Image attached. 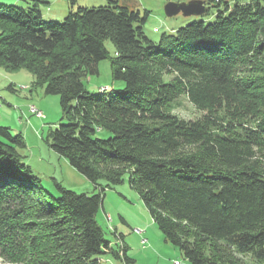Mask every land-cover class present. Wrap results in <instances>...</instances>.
Instances as JSON below:
<instances>
[{"label": "trees", "instance_id": "obj_1", "mask_svg": "<svg viewBox=\"0 0 264 264\" xmlns=\"http://www.w3.org/2000/svg\"><path fill=\"white\" fill-rule=\"evenodd\" d=\"M0 5V67L25 68L34 86L58 95L70 123L52 147L95 192L55 183L44 190L0 127V257L12 264H131L97 221L106 188L128 182L166 242L191 264H264V0H204L207 12L150 40L143 15L110 0L43 20L50 0ZM71 6L76 0H68ZM110 41L114 56L106 47ZM109 59L125 86L110 96L84 79ZM186 96L206 114L186 121L172 104ZM106 130L105 139L97 134Z\"/></svg>", "mask_w": 264, "mask_h": 264}, {"label": "rangeland", "instance_id": "obj_2", "mask_svg": "<svg viewBox=\"0 0 264 264\" xmlns=\"http://www.w3.org/2000/svg\"><path fill=\"white\" fill-rule=\"evenodd\" d=\"M133 10L148 11V18L143 25L146 36L158 43L162 34L175 33L187 24L200 20L202 16L185 17L182 13L168 17L165 6L168 2H188L190 0H115ZM110 0H76L71 6L68 0H50L49 5H42L41 11L46 22L62 23L71 7L106 6ZM26 6L24 0H0V5ZM157 29V31H155ZM106 47L114 56L115 48L110 41ZM99 73L84 79L86 89L92 93L110 96L124 88L123 81L112 77L111 62L105 59L98 64ZM32 107L40 110L43 117H38ZM173 113L182 120L196 121L203 118L205 112L197 109L186 97L181 96L172 104ZM64 114L58 95L45 94V87L34 86V76L25 68L8 69L0 67V127H7L13 135L21 134L26 147L21 149L23 162L29 166L31 174L41 180L44 190L58 197L56 182L64 188L78 194H93L94 184L52 147L51 133L60 125L69 124ZM109 138L112 134L103 130L97 134ZM105 186L103 205L97 214V221L106 232V237L114 243L119 239L112 234L123 237L127 256L131 264H191L181 250L166 242L159 226L151 216L149 209L140 198L138 191L128 182V175L123 183L112 185L101 180ZM140 231V233L138 232ZM143 239L147 242L143 243ZM120 241V240H119ZM121 243V241H120ZM102 264H124L111 255L101 257ZM246 264H255L251 258H244ZM0 264H12L0 257Z\"/></svg>", "mask_w": 264, "mask_h": 264}, {"label": "water", "instance_id": "obj_3", "mask_svg": "<svg viewBox=\"0 0 264 264\" xmlns=\"http://www.w3.org/2000/svg\"><path fill=\"white\" fill-rule=\"evenodd\" d=\"M207 12L204 0H190L188 2H168L165 6V13L168 17L183 14L185 17L202 16Z\"/></svg>", "mask_w": 264, "mask_h": 264}, {"label": "built area", "instance_id": "obj_4", "mask_svg": "<svg viewBox=\"0 0 264 264\" xmlns=\"http://www.w3.org/2000/svg\"><path fill=\"white\" fill-rule=\"evenodd\" d=\"M155 31H156V30H155ZM33 112L36 113V115H37L38 117H41V116L43 117V113H42L40 110H37V109H36V110H34ZM138 232L140 233V231H138ZM145 242H147L146 239H143V243H145Z\"/></svg>", "mask_w": 264, "mask_h": 264}, {"label": "bare ground", "instance_id": "obj_5", "mask_svg": "<svg viewBox=\"0 0 264 264\" xmlns=\"http://www.w3.org/2000/svg\"><path fill=\"white\" fill-rule=\"evenodd\" d=\"M36 110L35 107H32V111Z\"/></svg>", "mask_w": 264, "mask_h": 264}]
</instances>
